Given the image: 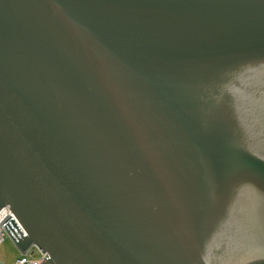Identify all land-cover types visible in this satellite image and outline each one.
I'll return each instance as SVG.
<instances>
[{"label": "water", "instance_id": "1", "mask_svg": "<svg viewBox=\"0 0 264 264\" xmlns=\"http://www.w3.org/2000/svg\"><path fill=\"white\" fill-rule=\"evenodd\" d=\"M40 264H264V0H0V209Z\"/></svg>", "mask_w": 264, "mask_h": 264}, {"label": "built area", "instance_id": "2", "mask_svg": "<svg viewBox=\"0 0 264 264\" xmlns=\"http://www.w3.org/2000/svg\"><path fill=\"white\" fill-rule=\"evenodd\" d=\"M8 216H11L13 217L12 213L10 212V210L8 209V207H2L0 209V243L4 241V239L7 237L4 230H3V227L1 225V223L8 217ZM34 249V253L33 254H25V255H19L15 261L13 262V264H40L43 260V257H44V254L36 249V248H33ZM35 251H38V256L35 257L34 254H35ZM1 264V263H0Z\"/></svg>", "mask_w": 264, "mask_h": 264}, {"label": "rangeland", "instance_id": "3", "mask_svg": "<svg viewBox=\"0 0 264 264\" xmlns=\"http://www.w3.org/2000/svg\"><path fill=\"white\" fill-rule=\"evenodd\" d=\"M38 255V251H35L34 256L37 257ZM18 256L19 252L15 245L8 237H6L4 241L0 243V263L13 264Z\"/></svg>", "mask_w": 264, "mask_h": 264}]
</instances>
